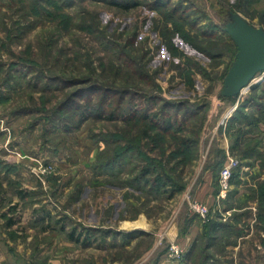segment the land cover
<instances>
[{
    "label": "rangeland",
    "instance_id": "374dc122",
    "mask_svg": "<svg viewBox=\"0 0 264 264\" xmlns=\"http://www.w3.org/2000/svg\"><path fill=\"white\" fill-rule=\"evenodd\" d=\"M256 64L264 0H0V264H264Z\"/></svg>",
    "mask_w": 264,
    "mask_h": 264
},
{
    "label": "crops",
    "instance_id": "0c3cea01",
    "mask_svg": "<svg viewBox=\"0 0 264 264\" xmlns=\"http://www.w3.org/2000/svg\"><path fill=\"white\" fill-rule=\"evenodd\" d=\"M237 169H235V170H237ZM241 173H243L242 169H241ZM205 175H206V176H204L205 177V179H204L205 181H203L201 183V185H202L201 187L202 188H201V190L199 192H197V195L195 196V198L197 200H199L201 202H204L207 205H209L210 208H212L214 211H220L225 206V204L222 202L223 199L218 198L219 195L216 197L215 186L212 183L211 171H206ZM233 178H234V176H233ZM233 178H232V181H231V187L230 188H232L234 186ZM241 178L243 179V177H241ZM237 196H238V193H236L234 195V197H237ZM213 227L217 228L218 225H213L212 228ZM250 227H253L252 224L250 225ZM200 230H201L200 223L195 222L191 227H189V229H188V231L186 232L185 235H187L188 238L190 237V235H192L191 236L192 238H195L196 234ZM173 234H174V236L172 237V239H175L177 237V232L175 231ZM248 241H252V240H250L249 237H248V239H246L245 241H242L243 242L242 244L245 245ZM258 246H260V245H258ZM239 247H240L239 244L230 246V248H233V250H237V249H239ZM244 261H245L246 264H249L250 261H251L250 260V256H247V259H245Z\"/></svg>",
    "mask_w": 264,
    "mask_h": 264
},
{
    "label": "built area",
    "instance_id": "2783aa9c",
    "mask_svg": "<svg viewBox=\"0 0 264 264\" xmlns=\"http://www.w3.org/2000/svg\"><path fill=\"white\" fill-rule=\"evenodd\" d=\"M239 166H240V161L237 158H230L226 163H224V165L220 169L219 177H218L219 178L218 182L221 191H226L230 189L231 181L233 178V172ZM190 207L194 212H196L202 218H206L210 213V207L207 204L200 201H193ZM179 251H180L179 248H177L175 244L170 245L171 255L178 256Z\"/></svg>",
    "mask_w": 264,
    "mask_h": 264
},
{
    "label": "water",
    "instance_id": "95a60500",
    "mask_svg": "<svg viewBox=\"0 0 264 264\" xmlns=\"http://www.w3.org/2000/svg\"><path fill=\"white\" fill-rule=\"evenodd\" d=\"M258 68L264 69V64H261L260 66L257 64L255 66H252L251 74ZM251 74L249 73L248 79L244 81L243 83H241L240 85H243V84L245 85L248 82V80H250Z\"/></svg>",
    "mask_w": 264,
    "mask_h": 264
},
{
    "label": "trees",
    "instance_id": "16d2710c",
    "mask_svg": "<svg viewBox=\"0 0 264 264\" xmlns=\"http://www.w3.org/2000/svg\"><path fill=\"white\" fill-rule=\"evenodd\" d=\"M115 3H117V4L121 5V6H124V7L130 5L127 1H124V2H115ZM234 174H235V170H234V172H233V176H234Z\"/></svg>",
    "mask_w": 264,
    "mask_h": 264
},
{
    "label": "bare ground",
    "instance_id": "6f19581e",
    "mask_svg": "<svg viewBox=\"0 0 264 264\" xmlns=\"http://www.w3.org/2000/svg\"><path fill=\"white\" fill-rule=\"evenodd\" d=\"M129 224V223H128Z\"/></svg>",
    "mask_w": 264,
    "mask_h": 264
}]
</instances>
